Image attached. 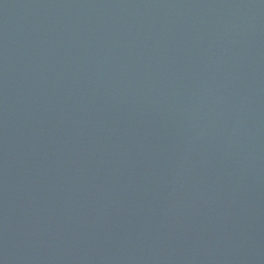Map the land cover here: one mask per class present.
<instances>
[{
	"label": "water",
	"instance_id": "water-1",
	"mask_svg": "<svg viewBox=\"0 0 264 264\" xmlns=\"http://www.w3.org/2000/svg\"><path fill=\"white\" fill-rule=\"evenodd\" d=\"M0 264H264V0H0Z\"/></svg>",
	"mask_w": 264,
	"mask_h": 264
}]
</instances>
